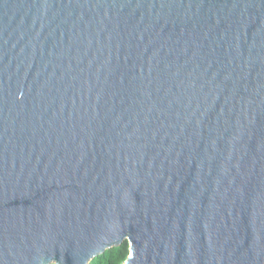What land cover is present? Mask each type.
Wrapping results in <instances>:
<instances>
[{"label":"water","instance_id":"95a60500","mask_svg":"<svg viewBox=\"0 0 264 264\" xmlns=\"http://www.w3.org/2000/svg\"><path fill=\"white\" fill-rule=\"evenodd\" d=\"M264 264V0H0V264Z\"/></svg>","mask_w":264,"mask_h":264},{"label":"trees","instance_id":"16d2710c","mask_svg":"<svg viewBox=\"0 0 264 264\" xmlns=\"http://www.w3.org/2000/svg\"><path fill=\"white\" fill-rule=\"evenodd\" d=\"M130 253L127 241L122 245L107 249L105 253L95 257L90 264H125Z\"/></svg>","mask_w":264,"mask_h":264}]
</instances>
